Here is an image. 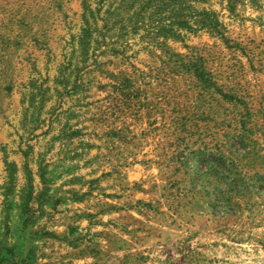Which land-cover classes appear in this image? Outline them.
Returning <instances> with one entry per match:
<instances>
[{
	"label": "rangeland",
	"instance_id": "374dc122",
	"mask_svg": "<svg viewBox=\"0 0 264 264\" xmlns=\"http://www.w3.org/2000/svg\"><path fill=\"white\" fill-rule=\"evenodd\" d=\"M0 264H264V0H0Z\"/></svg>",
	"mask_w": 264,
	"mask_h": 264
}]
</instances>
